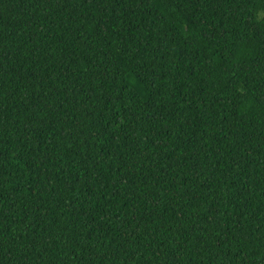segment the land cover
<instances>
[{
	"label": "trees",
	"instance_id": "1",
	"mask_svg": "<svg viewBox=\"0 0 264 264\" xmlns=\"http://www.w3.org/2000/svg\"><path fill=\"white\" fill-rule=\"evenodd\" d=\"M0 264H264V0H0Z\"/></svg>",
	"mask_w": 264,
	"mask_h": 264
}]
</instances>
